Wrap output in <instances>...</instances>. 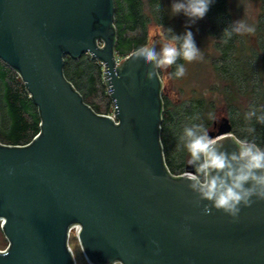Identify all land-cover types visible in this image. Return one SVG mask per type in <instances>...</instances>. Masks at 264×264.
Segmentation results:
<instances>
[{
    "label": "water",
    "instance_id": "1",
    "mask_svg": "<svg viewBox=\"0 0 264 264\" xmlns=\"http://www.w3.org/2000/svg\"><path fill=\"white\" fill-rule=\"evenodd\" d=\"M115 0H0V59L16 70L41 117L25 146L0 142V264H264V200L233 218L169 172L161 142L162 69L116 57ZM155 39L148 46L160 51ZM104 70L114 116L95 113L64 76V58ZM210 137L236 151L226 117ZM236 138V137H235ZM210 206V205H209Z\"/></svg>",
    "mask_w": 264,
    "mask_h": 264
},
{
    "label": "trees",
    "instance_id": "2",
    "mask_svg": "<svg viewBox=\"0 0 264 264\" xmlns=\"http://www.w3.org/2000/svg\"><path fill=\"white\" fill-rule=\"evenodd\" d=\"M171 4V0H115L114 23L115 51L120 56H129L134 49L148 45L152 26L162 27L166 40L172 34L182 35L190 30L196 46L198 41L208 44L193 71L198 87L190 94L182 92V99L177 102L163 97L161 142L169 172L183 174L190 159L179 141L183 128L202 124L210 132L221 111L229 119L236 138L254 140L264 148V124L257 123L255 117L246 119L253 108L257 115L264 112V0H213L206 15L195 23L183 13L173 15ZM252 5H256L255 12ZM236 20L244 21L254 31L225 36L224 29ZM177 64L186 67L188 62L178 59ZM175 68L176 65L170 66L171 74ZM15 72L19 74L0 60V138L7 145L25 146L40 133L41 117ZM64 76L84 102L103 115L98 106L88 101L100 87L106 88L102 64L86 54L77 60L65 56ZM253 126L255 131L248 132Z\"/></svg>",
    "mask_w": 264,
    "mask_h": 264
},
{
    "label": "clouds",
    "instance_id": "3",
    "mask_svg": "<svg viewBox=\"0 0 264 264\" xmlns=\"http://www.w3.org/2000/svg\"><path fill=\"white\" fill-rule=\"evenodd\" d=\"M212 3L213 0H173L170 11L173 15L183 13L190 22L195 23L206 15ZM169 31L172 33L171 29ZM253 31L254 28L244 21L236 20L224 29L223 34L230 38L233 33ZM161 44L163 47L160 51L154 45H142L131 52L132 58L152 66L146 73L149 80L156 77L158 69L172 65H176L172 75L182 77L186 69L183 64H177L178 59L192 62L202 58L190 30L182 35L172 34L167 42ZM253 117L257 123L264 124V112L257 115V110L253 108L246 119ZM247 131L254 132V126ZM179 141L190 156L188 164L194 168V172L186 171L183 179L189 182L188 187L196 194L198 203L209 202L204 206L206 214L215 208L235 218L241 206H251L253 197L264 200V148L254 140L232 137L237 150L228 152L220 137H210L202 124H194L183 128Z\"/></svg>",
    "mask_w": 264,
    "mask_h": 264
},
{
    "label": "rangeland",
    "instance_id": "4",
    "mask_svg": "<svg viewBox=\"0 0 264 264\" xmlns=\"http://www.w3.org/2000/svg\"><path fill=\"white\" fill-rule=\"evenodd\" d=\"M171 2L173 3V0H171ZM251 10L253 12H255L256 11V5H252ZM155 39H162L163 41L167 42V40L165 38L164 30L162 27L152 26L149 28L148 45L152 44ZM197 47L200 49V53L202 50L206 52V49L208 48V44L205 40L204 41H198ZM116 57H117V60L119 62H121L127 56H120V55L116 54ZM199 60H200V58L193 60L192 62H188L187 66L185 67V69H186L185 75L182 76L181 78H177V79L172 76L170 67L163 68L161 71V75H160L161 79H162V84H163L162 96L168 97L172 102H177L180 99H182V92L184 94H190L193 89L197 88L198 84H197L196 80L194 79L193 71L197 69V67L195 65L197 64V62ZM103 70H104V68L102 66V73H103ZM15 74L17 75L18 80L21 81L22 79H21L20 75L17 74L16 72H15ZM207 76H208L207 78H210L209 73ZM102 78H103L102 79L103 84H105L104 76ZM22 83H23V80H22ZM2 93H3V89H2V86L0 85V103H1ZM88 101L91 104L98 106L103 115L104 114H111L113 112L114 103L111 100L110 93H109V90L107 87L105 89L103 87L102 88L100 87V90L98 89V92L95 95L90 96L88 98ZM1 104H0V106H1ZM226 117L227 116L225 115L224 111H221L217 116L216 122L220 123V121ZM213 129H214V127L212 128V130ZM0 141L2 144L7 145L6 143H4V141L1 138H0ZM175 175H180V174L177 173ZM7 246H8V241L6 240L4 234L1 230V227H0V250L6 249ZM70 246H71L72 251L74 253L76 264H89L88 260L86 259L85 255L83 253L80 242L76 236H72V238L70 240Z\"/></svg>",
    "mask_w": 264,
    "mask_h": 264
},
{
    "label": "built area",
    "instance_id": "5",
    "mask_svg": "<svg viewBox=\"0 0 264 264\" xmlns=\"http://www.w3.org/2000/svg\"><path fill=\"white\" fill-rule=\"evenodd\" d=\"M119 62V61H118ZM114 109H115V106H114ZM114 109H113V112L111 113V114H104V115H107V116H109V117H111V118H113V120H114V122L116 123V124H118V121H117V119L115 118V116H114ZM80 226L79 225H75V226H73L71 229H70V231H69V247H70V249L72 250V248H71V246H70V240H71V238H72V236H76L77 238H78V234L80 233ZM0 251H5V249L4 250H0ZM73 252V251H72ZM74 254V253H73ZM75 258V257H74ZM76 261V260H75Z\"/></svg>",
    "mask_w": 264,
    "mask_h": 264
}]
</instances>
